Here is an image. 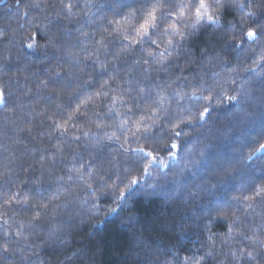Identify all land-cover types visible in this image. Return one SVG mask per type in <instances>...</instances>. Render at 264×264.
Here are the masks:
<instances>
[{
  "label": "snow or ice",
  "instance_id": "1",
  "mask_svg": "<svg viewBox=\"0 0 264 264\" xmlns=\"http://www.w3.org/2000/svg\"><path fill=\"white\" fill-rule=\"evenodd\" d=\"M0 3H3V0H0ZM21 6L25 9L24 16H28L29 12L33 10L37 13L44 12V19L47 25L51 26L44 30L43 35L40 32L31 34L29 39L35 43L29 42L25 47L35 51L41 47L42 41H46L44 47L52 50L49 62L56 60L57 66L61 69L48 75L46 79H40L36 89L37 94L42 95L44 92H48L49 97H53L57 89L73 90L70 97L71 103L58 105L57 113L54 114L58 115V119L52 120L51 124L47 126V143H44L43 133H34L35 119L25 118L23 112L17 114L16 111L17 108L24 107V100L31 98L32 88L29 87L23 93L24 100L10 110L11 115L4 116V120L9 123L15 124L19 120L22 124L29 125L27 128L17 126L15 131L18 138L14 141L15 144H20L27 139L35 146L29 161L21 163L15 170L8 167V164L12 163V159L4 158L7 164L3 166L4 171L0 172V176L4 177L0 182V217H7L10 212L13 217L11 223L9 219H4L0 224V229H2L0 231V250L9 255L19 253L20 264H45L39 259L34 260L33 257L39 258L42 249H49L56 240L60 239L64 223L58 221L56 216H49L50 205L52 211L59 208L68 210L70 214L69 205L78 200L82 193L85 199L80 200L81 206L86 204L89 199L98 200L100 196L105 199L112 197L113 203L120 206L128 196L136 191V186L140 183L136 177L133 176L129 179V176L132 171H139L141 163H143L145 176L151 175L153 165L165 166V161L158 159V156L154 154L155 149L132 148L133 139L139 142L143 138L145 144L149 147L156 145L157 149L163 144L169 155H172L178 145L172 142L169 146L165 142L164 136L168 133L163 132L164 125L172 124L169 132L175 137L181 138L185 135V128L191 130L192 127H203L210 115V109L221 107L224 102L232 107H238L244 103L247 94L244 83H248L250 77L256 76L258 72L264 74V0H180L178 5L174 3V0H153L151 4L141 5L142 22L138 26H132L135 36L131 35L129 25L124 21L110 20L109 25L113 27L109 30L107 26H104L100 30L101 39L99 41L79 27H69V25L78 24V18L73 11L77 5L72 0H68L67 3L65 0H59V2L57 0H16L15 7L19 9ZM85 7H90L87 0H85ZM49 13H54V15H49ZM129 16H135V12L130 13ZM228 16H232L233 20L239 17L238 24H222V17ZM166 17H172L174 20L185 18L191 20L193 32L197 26L218 29L214 39L218 43H224L228 52H237L238 55L247 53V55H243L242 61H237L235 68L228 65L231 73H234L230 79L222 78L219 72L213 71L212 84L205 87L207 72L204 71L203 57L197 59L187 54L183 64L170 63L168 59L163 58V52L146 50L145 45L160 47L157 40L152 37L157 35L160 22ZM52 28L56 29L55 35ZM73 31H79L80 36H72ZM169 31L171 35H179L182 40L188 38L184 33L177 31L175 23L168 24L165 32ZM61 33L64 35H59ZM5 35L6 33L0 32V40H3ZM117 40H127L128 43L118 45ZM89 42L93 44L92 48L88 47ZM253 45H256L259 51ZM137 46H139L138 52L134 55L132 50ZM116 47H119V52L111 50ZM167 47L182 46L179 42L174 45L173 41L169 40ZM76 49L79 50L76 51ZM108 56H112V60H108ZM171 56L172 53L169 52V58ZM158 57L161 66L153 68V63L157 61ZM249 59H251V65L243 66V63ZM64 63H68L76 71L65 72ZM117 63L125 66L128 63H134L142 74V79L135 80L134 86L126 88L120 93L129 98L128 112L139 109L141 107L139 100L147 101L154 88H164L170 92L173 98L180 95L181 99L187 97L194 103L187 108L181 104L182 111L175 115L168 111L167 118L160 125V131L163 133L161 135L152 131V127L161 119L157 111H152L148 117L151 125L140 119L132 122L131 126L125 127L131 118L123 119V113L115 111L114 108L118 102L124 104L125 101H117V98L113 96L111 105H108V112L103 113V116L113 120L115 117L122 118L119 134L116 131L109 133L104 130L102 135L97 137L95 133L90 134L85 131L82 137L78 134L83 131L78 126L82 122V118L92 123L91 116H95L100 121L96 124L98 131L114 127V124L105 125L101 119L102 113L95 109H99L107 101L109 91H117L116 88L110 87L114 83H119L118 78L122 69L116 66ZM220 66L224 67L223 64ZM89 67H91V71H87ZM195 69H200V71L197 72ZM152 72H155L156 75L153 76ZM93 73L96 75L94 76ZM245 73L249 75L246 76ZM129 75L131 74L129 73ZM190 75L191 80L189 79ZM97 76L103 79L104 83H101L93 93L92 89L95 87ZM257 79L264 83V75L257 76ZM177 81H187V84L181 86H192L195 90L191 93H177L173 89V85L177 84ZM237 81L243 83L238 89H231L237 93L236 95H230L227 86L230 82L235 84ZM126 83L132 84L133 81ZM10 99L11 93L0 86V111L9 110ZM131 101H136V103H131ZM72 103L75 104L74 109ZM65 111H67V116L64 115ZM114 112L115 117L113 116ZM27 115L30 117L44 116L45 113L32 109ZM173 121L176 122L172 123ZM73 127L76 128L75 132L71 131ZM21 133L24 135L21 136ZM54 139L57 142L53 143ZM37 140L40 143H36ZM113 145H118V147L113 148ZM27 147L28 145L25 144L24 148ZM81 148L84 151H78ZM0 150L7 152L10 150V146L5 144ZM21 152L27 155L23 149ZM84 152H88V155L85 156ZM129 152L135 155L129 156ZM257 153L260 155L257 156ZM15 155L16 153L13 152V157ZM118 157L121 159H117ZM253 157L264 160V143L252 148L248 156L242 158L240 163L248 167L246 161L252 160ZM37 172L40 177L52 176L54 173H66V177L65 175H56L54 185L45 184L43 180L37 179ZM5 173L8 174L5 175ZM234 179L231 172H226L220 181L212 180L211 175L209 177L212 188H217L221 183L227 185ZM121 185H123L122 188ZM22 188L23 191H21ZM74 189H79L75 197L72 196ZM208 190V188H204V191ZM235 192L236 194L230 197L231 201H235L234 204L228 203L226 199L223 202V207L213 208L211 205L202 207L198 210L197 218L201 221L207 220L208 223L226 221L227 232L224 234L225 238L222 243H230L234 235L241 237L243 247L238 250L230 248L226 254L230 259V264L231 262L241 264V261L243 264H253V262L260 264V259H264V239H260L256 233L257 231L264 233V183L241 185L235 189ZM45 193L49 195L45 196ZM65 193L67 195L64 196V203H53L59 201L62 194ZM151 195H156V193L153 192ZM192 195L195 196L196 193ZM217 203L220 202L217 201ZM93 207H97V205L93 204ZM201 211L204 212V215L200 214ZM213 211L217 215L213 216ZM116 213L117 207H112L106 215L111 216ZM16 216H19L20 219H15ZM257 217L259 223L256 222ZM187 222L185 220V223ZM244 241H250L251 244H244ZM134 242L138 243L139 237H136ZM249 247L252 250L246 251ZM164 255L166 257L164 264H201V260L207 264L208 257L214 258L212 251L206 252L199 259L185 257L182 260L179 250L168 251ZM167 257H171V259ZM148 264H151L150 260Z\"/></svg>",
  "mask_w": 264,
  "mask_h": 264
},
{
  "label": "trees",
  "instance_id": "2",
  "mask_svg": "<svg viewBox=\"0 0 264 264\" xmlns=\"http://www.w3.org/2000/svg\"><path fill=\"white\" fill-rule=\"evenodd\" d=\"M65 2L67 3L68 0ZM72 2L77 5L73 11L78 18V24L69 25V27H79L99 41L101 39L100 30L104 26H107L109 30L113 27L109 25L110 20L124 21L129 25L131 35L135 36L132 26H138L142 22L141 5L151 4L153 0H87L90 7H85V0H72ZM174 3L178 5L180 0H174ZM15 5L16 0H3V3H0V32L6 33L4 39L0 40V86L11 93L9 110L0 111V149L5 144L10 146V150L7 152L0 150V172L4 171L3 166L7 164L5 157L12 159V163L8 164V167L15 170L21 163L29 161L35 146L27 139L20 144L14 143L18 138L15 131L17 126L27 128L29 125L22 124L19 120L15 124L4 120V116L11 115L10 110L24 100L23 93L29 87L33 90L31 98L24 100V107L16 109L17 114L23 112L25 118H34V133H43L44 143H47V126L51 124L52 120L58 119V115H54L57 113L58 105L71 103L70 97L73 91L72 89H57L53 97H49L48 92H44L42 95L37 94L36 89L40 79H46L48 75L61 69L57 66L56 60L49 62L52 50L44 47L46 41H42L41 47L35 51L27 49L25 45L29 42L35 43L29 39L31 34L40 32L43 35L44 30L51 26L47 25L44 12L37 13L33 10L29 12L28 16H24V7L21 6L17 9ZM132 12H135V16H129ZM49 15H54V13H49ZM238 21L239 17L233 20L232 16L221 19L222 24L229 25L238 24ZM169 23H175L177 31L184 33L188 38L182 40L179 35L174 36L170 34V31L165 32ZM52 32L55 35L56 29L52 28ZM217 32L218 29L200 26H197L193 32L191 20L187 18L174 20L172 17H166L160 22L157 35L152 37L157 40L160 47L145 45V48L157 53L163 52V58L168 59L170 63L183 64L187 54L197 59L203 57L204 71L207 72L205 87H208L214 79L213 71L219 72L222 78L230 79L234 73H231L228 65L235 68L237 61H242L243 55H247V53L238 55L237 52H228L224 43H218L214 39ZM72 36L79 37L80 32L73 31ZM169 40H172L174 45L179 42L182 47H167ZM127 43V40H117L118 45ZM88 47L92 48L93 44L89 42ZM253 47L257 46L253 45ZM138 48L139 46L133 48L134 55L137 54ZM78 50L76 49V51ZM111 50L119 52V47ZM257 51H259L258 47ZM169 52L172 53L170 58ZM101 58L103 59V56ZM108 60H112V56H108ZM159 60L158 57L157 61L153 63V68L161 66ZM251 63V59H249L243 63V66H250ZM221 64L224 67H221ZM116 66L122 69L118 78L119 83H114L110 87L116 88L117 91H109L107 101L99 109H95L102 113L101 119L105 125L114 124V127L98 131L96 124L100 121L89 113L93 122L89 123L82 118V122L78 125L83 130L78 133L82 137L85 131L90 134L95 133L97 137L102 135L104 130L109 133L116 131L119 134L122 118L115 117V112L113 113L114 120L103 116V113L108 112V105H111L113 96L117 98V101H125L124 104L118 102L114 106L115 111L123 113V119L131 118L125 127L131 126L132 122L140 119L151 125L148 117L152 111H157L161 119L152 127V131L161 135L163 133L160 131V125L167 118L168 111L175 115L182 111L181 104L187 108L194 103L187 97L181 99L180 95L173 98L170 92L164 88H154L147 101L139 100L141 104L139 109L128 112L129 98L120 93L124 89L134 86L135 80L142 79V74L134 63H128L126 66L117 63ZM63 69L65 72L76 71L68 63L63 64ZM87 71H91V67ZM195 71L199 72L200 69H195ZM93 75L96 74L93 73ZM152 75L155 76L156 73L152 72ZM244 75L248 76L249 74L245 73ZM261 75L264 74L258 72L256 76L250 77L248 83H244L247 94L243 104L232 107L224 102L221 107L210 109V115L203 127H192L191 130L185 128V135L177 138L169 132L172 124L164 125L163 132L168 133L164 136L165 142L169 146L172 142L178 145L172 155H169L163 144L157 149L156 145L149 147L145 144L143 138L139 142L133 139L132 148L155 149L154 154L158 156V159L165 161V166L153 165L151 175L145 176L143 163H141L139 171L134 170L129 176V179L133 176L136 177L140 183L136 186V191L128 196L120 206L113 203L112 197L105 199L103 196H100L96 201L89 199L86 204L81 206L80 200L85 199L82 193L78 200L69 205L70 214L68 210L59 208L52 211L50 205L49 216H56L58 221L64 222L63 232L52 247L46 250L42 249L39 258L33 257V259H39L45 264H148L149 260L151 264H164L165 252L179 250L182 260L185 257L199 259L206 252L212 251L214 258L208 257L207 264H230V259L226 254L230 248L238 250L243 247L241 237L234 235L230 243H222L225 238L224 234L227 232V222L201 221L197 218V213L202 207L209 205L213 208L223 207V202L226 199L228 203L234 204L235 201H231L230 197L236 194L235 189L241 185L264 183V179H262L264 177V160L253 157L252 160L246 161L248 167L240 163L242 158L248 156L252 148L264 143V83L257 79V76ZM189 79H192L191 75ZM127 81H133V83L128 84ZM101 83H104V80L97 76L95 87L92 89L93 93ZM187 83V81H177V84L173 85V89L177 93H191L195 90L192 86H181ZM241 83L243 82L237 81L235 84L230 82L227 86L229 94L236 95L237 93L231 89H238ZM46 97L48 99H45ZM131 103H136V101H131ZM72 108H75L74 103H72ZM32 109L44 112L45 115L30 117L27 114ZM64 115L67 116V111L64 112ZM71 131L75 132L76 128L73 127ZM55 142L57 141L54 139L53 143ZM36 143H40V141L37 140ZM25 144L28 145L26 149L24 148ZM112 147H118V145ZM22 149L27 155L22 154ZM78 151H84V149L81 148ZM13 152L16 153L15 157H13ZM84 155L87 156L88 152H84ZM128 155L134 156L135 154L129 152ZM259 155L257 153V156ZM226 172L232 173L235 177L234 181L227 185L221 183L217 188H212L209 180L210 175L212 180L220 181ZM7 174L5 173V175ZM56 175H65L66 177V173H54L52 176L44 177H40L39 172L36 173L38 180L53 185ZM3 179L4 177L0 176V182ZM122 187L123 185H121ZM204 188L209 190L204 191ZM78 192L79 189H74L72 196L75 197ZM118 192L119 189L117 195ZM153 192L156 195H151ZM193 193L196 195L193 196ZM48 195L45 193V196ZM65 195L67 194H62L61 199L53 203H64ZM217 201L220 203L218 204ZM93 204L97 207H93ZM112 207H117V213L111 216L106 215ZM200 214L204 215V212L201 211ZM212 215L215 216L217 213L213 211ZM12 217L11 212L7 217H0V224L4 219H9L11 223ZM15 219H20V217L16 216ZM185 220L188 222L185 223ZM256 222L259 223L258 217ZM256 235L260 239H264V233L257 231ZM136 237H139L138 243L134 242ZM243 243L251 244L250 241ZM250 250H252L251 247L246 249V251ZM167 258L171 259V257ZM0 264H20V254L9 255L0 250ZM201 264H205V261L201 260ZM231 264H235V262H231ZM260 264H264V259H260Z\"/></svg>",
  "mask_w": 264,
  "mask_h": 264
}]
</instances>
